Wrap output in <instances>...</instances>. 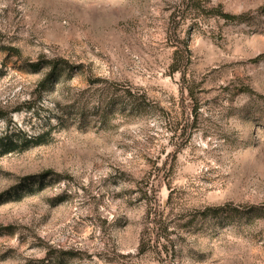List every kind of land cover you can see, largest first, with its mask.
<instances>
[{"label":"rangeland","instance_id":"1","mask_svg":"<svg viewBox=\"0 0 264 264\" xmlns=\"http://www.w3.org/2000/svg\"><path fill=\"white\" fill-rule=\"evenodd\" d=\"M6 126L0 264H264V0H0Z\"/></svg>","mask_w":264,"mask_h":264},{"label":"trees","instance_id":"2","mask_svg":"<svg viewBox=\"0 0 264 264\" xmlns=\"http://www.w3.org/2000/svg\"><path fill=\"white\" fill-rule=\"evenodd\" d=\"M225 17H228L226 13L221 12ZM67 65L64 60H55L52 63L51 72L48 74V78L52 77L56 70H63ZM37 65H35L36 67ZM42 134L30 135L26 134L22 129L16 127L12 130L8 129L6 126L4 129L0 130V157L13 152H20L29 147L43 144L45 141L42 139ZM38 188H43L44 185L39 181ZM159 226L156 227V235L160 238L158 234Z\"/></svg>","mask_w":264,"mask_h":264}]
</instances>
